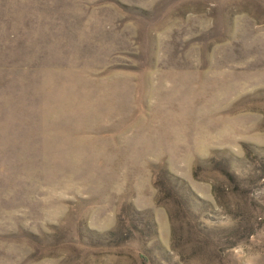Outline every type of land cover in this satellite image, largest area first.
Returning a JSON list of instances; mask_svg holds the SVG:
<instances>
[{"label":"rangeland","instance_id":"obj_1","mask_svg":"<svg viewBox=\"0 0 264 264\" xmlns=\"http://www.w3.org/2000/svg\"><path fill=\"white\" fill-rule=\"evenodd\" d=\"M0 264H264V0H0Z\"/></svg>","mask_w":264,"mask_h":264}]
</instances>
